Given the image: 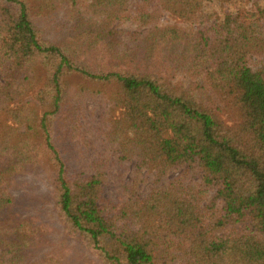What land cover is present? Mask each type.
Returning a JSON list of instances; mask_svg holds the SVG:
<instances>
[{"label": "trees", "instance_id": "1", "mask_svg": "<svg viewBox=\"0 0 264 264\" xmlns=\"http://www.w3.org/2000/svg\"><path fill=\"white\" fill-rule=\"evenodd\" d=\"M203 4L0 0V264H72L75 243L101 264H264V7L159 26L165 13L199 20ZM95 97L119 116L91 138ZM45 166L58 248L18 200ZM144 173L156 187L142 197Z\"/></svg>", "mask_w": 264, "mask_h": 264}, {"label": "rangeland", "instance_id": "2", "mask_svg": "<svg viewBox=\"0 0 264 264\" xmlns=\"http://www.w3.org/2000/svg\"><path fill=\"white\" fill-rule=\"evenodd\" d=\"M203 15L199 20L192 22H184L169 13H165L161 19L159 26H178L182 29L195 30L203 20H217L223 19L226 15L246 13L256 11L258 8L264 7V0H203ZM117 29L124 31L125 28L118 27ZM149 30L139 31L135 37L131 36L135 33H128L125 36L124 44L128 47L134 46V41L142 42L145 35ZM175 81H179L181 84L188 85V81H184L182 77H178ZM87 120L85 121V130L90 133L98 132L103 135V132L109 131L111 122L119 116L117 111L110 104L106 98L95 97L87 103ZM225 122L232 124V120L228 116L223 117ZM105 136L99 137V142L96 148L90 150V156L96 157L100 150L103 149V140ZM96 153V154H95ZM186 171V167H178L170 171L167 175V179L171 180ZM191 177L194 181H199L202 177V173L198 170L192 172ZM136 167L132 165L128 168V172L125 176L127 184H131L136 179ZM155 177L153 174L144 173L139 177V194L145 197L152 188L155 186ZM114 181L108 182L107 197H111L114 187L116 185ZM54 186V175L49 166H45L41 172L33 175L23 177L20 181V190L18 192V200L21 208L27 210L29 214L37 215L43 220V222L51 223L53 225L54 232L52 233V246L58 248L65 241L59 224L56 221V215L52 206V194ZM72 264H101L96 262L94 256L82 245L72 244ZM46 251H50V248H46ZM184 261H174L170 264H184Z\"/></svg>", "mask_w": 264, "mask_h": 264}]
</instances>
